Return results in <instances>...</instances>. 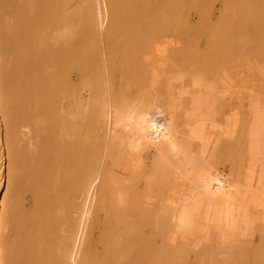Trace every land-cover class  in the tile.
I'll list each match as a JSON object with an SVG mask.
<instances>
[{
    "label": "bare ground",
    "instance_id": "obj_1",
    "mask_svg": "<svg viewBox=\"0 0 264 264\" xmlns=\"http://www.w3.org/2000/svg\"><path fill=\"white\" fill-rule=\"evenodd\" d=\"M91 1L93 0H88L87 3ZM156 1L161 2V5H159V3L157 4L158 6L161 7L160 9L158 7H155L157 6L155 5V3H157ZM207 1L208 0H206V2ZM1 2L3 3L1 4ZM8 2L9 1H7V4L10 3ZM71 2L73 1L61 0L60 2V0H54V2H51L52 4L51 3L50 4L51 6H54L53 3H56L55 4L56 6L54 7L57 8L59 3H63L64 5L65 4L67 5L70 4ZM200 2L201 0H155V1L146 0V2L143 0H125L124 4H122L123 2L120 3L122 4V6L126 5L125 6L126 8L131 7L130 9H132L131 10L132 14L131 13L130 14L131 16L134 14L133 17H135V20H137L138 25L133 23L135 26H137L136 30H134L135 29L134 26L133 29L134 32L129 29L131 32L128 31L127 33L126 30L122 28L126 34L121 33L122 36L124 34L125 35L121 37V40L119 38V41H117L121 43V45L119 46L120 48L114 46L113 44L114 42H112V40L114 39L111 40L110 38H108V36L110 35L108 36H104V34L100 35L102 33L98 35L97 32L99 31V29H97L98 31L96 30L95 32L93 31V33L91 32L92 30L86 31L88 33V35H86L85 30L88 29V28L86 29L84 28L85 25L87 24L86 21H85L86 24L85 25L82 24L81 26L77 22L79 28L84 26L83 28L85 30H83L82 28L80 29L83 30L85 33L81 31L83 35L78 34V36L73 38L71 36V39H73V41L70 44V46L68 43L66 45V43H62L60 41L61 42L60 44L62 45L64 44L67 47V48H63V46L58 43V46H60L61 50L57 49L60 52V54L59 53L57 54L58 56L61 55L60 58L56 56L57 59H55V57L52 56V54H50L51 59L52 57H54L53 60L55 59L59 63L57 64L59 65L58 69L55 68L57 70L55 74L56 83L54 85L56 98L54 96L52 100L51 97L52 94H50L51 96H48L49 91L45 92L47 94V98H44L46 96V94L44 93L45 96H43L42 99L45 101L43 102L41 101V104L39 103V105H42L43 103L42 110L47 111L48 109H50L51 110L49 111L50 113L55 112V111L52 112L54 108L56 112L57 111L59 112V110L61 109H57V107L62 108L63 106L62 102L63 101L65 102L66 99L71 101H78L79 92L84 88L85 90H88L90 92V98L85 100L86 106L85 109L82 111L84 112L83 117L76 118L75 120H71L73 117L72 118L70 117V121L67 122L64 120L65 117L64 119L59 120V126L57 128V133H56L57 136L54 139L55 147L54 149H52L55 151V152L52 151L54 155L50 152L51 153L50 155L45 156L46 159L52 158L51 163H53L52 168L54 172L53 174L55 176L53 177L55 179H51V177L49 176L50 177L49 182L51 180L52 181L54 180L51 183L53 184L55 182V185H52L51 187L48 185L50 184L49 182L48 184L46 183L48 180L46 181L42 180L43 179L42 176H44L43 173H45V171L42 173L43 175H37L38 171L36 176H33L34 174L33 175L30 174L31 178L34 177L31 180H29L30 183L34 181L38 183L37 180L41 176L42 178L39 179L40 180L39 184H41L42 181H44V186L46 184L47 186H49V189H47L48 191L47 190L46 191L47 192L50 191L51 193L53 190L54 195L53 197H51V199H49L50 198L48 196L49 193L46 194L45 196L43 193L44 189L42 190L43 187L40 188V186H37L39 184H37L36 185L38 187L37 188L32 184H30L34 188H37L35 189L36 193L40 189L42 191H39L41 192L40 194L39 192L37 193V195L36 193H34L35 195L33 194L36 198V201L33 200V203L35 201L34 203L35 206L31 202L33 205L32 207L35 208V210L33 209L35 211V212L33 211L34 213H29L27 217L25 218L23 217L24 219L23 220L22 215L24 216V214L21 215L18 212V214L21 215L20 216L21 218L17 216L20 222V223L18 222L17 224L22 225V226L18 225L19 226L18 228H20V226L22 227L21 230L22 235L20 236L19 239L17 238L16 239L18 241L19 240L22 241V245H18L21 242H18V244L16 242L17 244L16 246H18L20 251L19 249H17L18 250L17 252L19 253L18 255H16L15 258L13 255L14 253L12 254V252L11 253L8 252L9 254H12L13 257L12 255L11 258L8 257L9 262L6 261L8 262L6 264H16V262L19 263V261L21 264H100L101 261L102 264H107L103 258L107 259L108 256L107 253H110L109 250L107 251L105 250V252H102L103 254L99 258H94V259L90 258L92 257V250H91L92 241L90 240V234H89V225H90L89 220L91 218L92 212L96 211V209L91 205L92 198L91 195L89 194L92 188V184L97 185V190L99 192V195H97L95 199H101L103 202L102 205H104V200L102 197H104L105 199V205H104L105 211L117 210L118 212H122V213H127V211L131 213H139L141 217L140 222L143 223L146 222L144 217L147 215V211L148 210L150 211V206L147 203L142 204L141 205L142 207L145 206L148 207L146 210L143 211L139 210L140 205L138 204L136 205L126 204L123 207H121L120 206V204H122L120 202L121 200H119L118 202V200L115 199L114 196L113 190L115 189V187L113 186V182H117L118 185H120V187H125L124 189L125 191L132 190L133 188L136 187V183L143 174L142 166L138 161V155H139L138 151L140 144L141 145L151 144L154 145L156 148L158 147L157 148L158 155L154 161V171L156 172L157 176L155 173L154 175L156 178L165 181V178L168 176V172L172 171V169H174L175 172L180 173L183 166L186 163H188L187 151L190 146L188 145L187 139L185 138L187 135L196 138L197 145L198 147H200V152L197 153L193 158V161L196 163L194 168L199 170L198 173L196 171V175L193 176L194 179H192L189 184H185V177H184V181L178 188L179 196L178 197L176 196V199L181 200V207H182L180 209L181 213L179 214L178 223L174 226L167 224L166 218L168 215V208L165 203L164 204L162 203L159 207H157V214H156V225H158L160 229L159 235L162 238V243L156 244L155 236L152 233V242L148 243L149 245L151 244L152 246L148 248L144 243V242L147 243V240L144 239L145 237L143 236L142 238L139 234L138 231L139 227L138 228L134 227L138 223L137 222L133 225L132 230H130L129 235L126 238L128 244L130 245V248L134 249V253H132L129 258L128 256L125 257L122 261H120L117 264H186L185 259L189 252H192L195 254V256L199 257L201 256L202 252L208 250L210 251V256L208 257L209 259L208 261H212V262H218L221 261V259L233 260V261L235 259H238L237 261H234L236 262L235 264H238L242 260H249L252 258L254 261V260H262L264 258V212H262V214H260L259 217L255 218L252 216L253 211H250L248 208H245L242 212H240L237 215V217H233L234 216L232 211L233 202L231 198H228V200L225 203H223V205L222 204L215 205L211 203V199L209 198V196L203 193L205 190L206 191L213 190L208 187H202V183H205L206 179L203 175V171H201L202 167H204L205 165V160H209L212 157V155H216L217 157L223 158L224 160L230 162L233 165L234 169L237 170H239L240 167L244 166L247 163L254 162L255 163L254 169L248 168L244 171L243 175L247 177L256 173L260 168L261 169L264 168V160H261L263 157L262 149H264V82L258 81L259 78H262L260 76V73L254 72L257 74L252 75L253 73L252 69L254 68V66L256 67V65H258V63L257 64L255 63V61L257 60L254 57H251L253 55H251L250 57L254 61L250 60L251 58L245 61V57L241 65L239 61H235L237 59V56H239V58L242 59V57L245 56L244 53L246 52H243V50H238L237 49L238 47L235 48L236 45L232 44L233 42L231 38L234 37L233 36L234 34L232 35V37H230L231 30H229L230 31L229 34L225 33L226 35L218 34L217 32H215L217 34L214 33L205 34L204 36L208 35V37H206L204 48L201 49L200 47H198L197 40L202 35L201 29L203 28L204 22L206 21L205 17L207 16L205 8L200 4ZM206 2L204 6L206 5ZM92 3H93L92 5H94V1ZM249 3L250 6L251 4H253L251 2ZM254 3L256 4V2ZM3 4L4 1L0 0V6H2ZM50 4L48 3V5ZM75 4L80 5L77 3ZM82 4L83 3H81L80 6H82ZM147 4L152 5V13L150 15L151 16L150 19H147V16L144 13L146 16L145 17V19L147 20L146 21L143 17L144 16L143 11L145 10H143L142 6L145 5L147 6ZM17 5L19 4L17 3ZM48 5L42 7V9L45 8L44 10H46V7H48L47 10H50L51 6ZM256 5L255 8L257 7ZM262 5H264V3ZM32 6H34V4ZM188 6H192L195 9L199 10V12L198 10L197 12L199 13L200 18H198L199 21L195 25L189 24L188 22L187 14L185 11V9L189 10L187 9ZM75 8L76 7H74V9ZM126 8L124 9L126 10ZM114 9L116 11V8ZM147 9L149 8H146V10ZM155 9H157V11ZM70 10L71 9H69V11ZM83 10L85 11V13L86 12L88 13V10L90 9L89 7H86V10L85 9ZM39 11L40 13H42L41 10ZM55 11H57V9ZM122 11L123 10H121L120 13L123 14ZM147 11L146 13L148 14ZM254 11L252 10L251 13L252 12L254 13ZM2 12H5V10H3ZM28 12L26 13L28 14ZM110 12L114 13L113 11ZM50 13L53 14L51 10ZM63 13L66 14L65 11ZM85 13H83V15L86 16L87 13L86 14ZM249 13H250L249 11H246L245 13V16H247V18H249L248 17ZM4 14L6 15V13ZM119 14L117 16L118 18H119ZM22 15H25L24 12ZM22 15L20 13V16ZM80 15H82L81 12ZM123 15L125 17V14ZM8 16H6V18ZM17 16L16 18H18ZM20 16L19 19L21 20ZM34 16L36 18L34 17L33 19L32 16L31 20L32 19L33 20L32 22L29 21L28 24L29 23L33 24L34 20L36 22L37 16L36 15ZM50 16L51 15H49V17ZM245 16L243 17L244 19L246 18ZM25 17L23 16L24 19ZM110 17L111 16H109V18ZM82 18L83 17H81V19ZM84 18L87 20L86 17ZM243 18L242 19L240 18L242 20V21L240 20L241 22L244 21ZM38 19L40 20V18ZM53 19L55 20V18H51V20ZM131 19L129 16V20L126 19V21H130ZM39 20L37 21L39 22ZM89 20H91V22L94 21L90 13H89ZM119 20L121 22V25H123L122 20L121 19ZM16 21L18 22V20ZM41 21L43 20H40V22ZM45 21L46 20H44L43 23H45ZM124 21L125 19L123 20V23ZM126 21L124 25L127 24ZM4 22L6 25L7 24L6 21ZM80 22L82 21L80 20ZM22 23L23 22H21V24ZM52 23L54 22L52 21ZM57 23H59V21ZM71 23L73 26L74 23L73 22ZM95 23L98 22L96 21ZM115 23H117V21ZM28 24L26 25L27 27ZM108 25L109 24H107V26ZM246 25H244V27H247ZM8 26L10 25L8 24ZM66 26L67 25H65L64 27ZM92 26L95 27L93 23L90 26V28L94 30ZM31 27L27 28V30L29 29L28 30L29 33L30 30L32 29ZM36 27L40 30L41 26L40 27L36 26ZM119 27L120 26L118 25V28ZM57 28L59 27L57 26ZM118 28L116 26V29ZM127 28L128 26L126 25V29ZM69 29L71 30V28ZM74 29L75 28L72 29L74 32L78 31V29L76 30ZM103 29L104 28H102V31ZM224 29L222 30L220 29V31H223ZM54 30L57 29L55 28ZM108 30H112V29H108ZM48 31L49 30H47V32ZM213 31H215V28ZM81 32L79 31V33ZM113 32L115 33V31ZM120 32L123 31L120 29ZM95 33L98 36H95L94 35ZM2 34H4V32ZM27 34L28 33L25 34V37H27L26 36ZM61 34L63 35L64 33L61 32ZM70 35L67 34V36ZM42 37L43 36H41V38ZM114 37L115 39L117 38L116 36ZM68 38L70 39V37ZM14 39H16V41L13 42L15 43L16 47L14 46V44L13 46L14 48H16L15 51L17 52V54L15 53L16 57L15 60H13L15 62L13 63L14 68L12 67V65H10L12 67V72L10 71L11 67L9 71H7L8 69L5 70L6 68L2 67V65L0 64L1 65L0 66V96L2 97V98L0 97V223L2 222L3 215L7 214L4 213L5 212L4 207L5 206L7 207L6 205L7 203L5 204V201L7 199L6 195H8L9 189L11 188L13 189V187H16L15 185L17 186L20 185L19 183L21 181L19 179L22 178V177L20 178V175L22 176V173H24L22 172L24 170H22L18 174V168H20L18 166L22 162H24V161H20V159H23L22 157L26 156L27 154L20 157L19 146L20 144L25 143L27 149L29 151H32V153H34L35 141H39V139L36 140L37 137L35 138L32 135L34 133L32 129L39 126V124L37 126L33 125L34 126L33 127L31 124L32 119H30L31 118L30 115H33L32 112L37 108L38 109L42 108L38 106L33 111H30L32 114L31 113L28 114L30 108L31 110L33 109L32 106L31 107L29 106L30 108L28 107L29 110L27 108L30 102L29 99L27 106H26L27 102L25 100L26 98L21 99L22 101L24 100L26 104H23V102L18 103L19 100H17V103L19 105L23 104L24 106H26L27 108L26 111L28 112L24 110L25 107L23 105L21 108L19 107L16 108V104H15V108H13V102L10 101V99L12 100V98L8 97L9 101H7V98L5 100L4 95L8 96L7 93H9L7 87L9 84V80L11 79L10 72L11 75L14 76V78L20 80L18 82L20 83L18 86L21 90L23 89L22 90L23 92H25V93L20 92L21 94L25 95L26 93L30 92L33 86L32 87L30 86L29 88L28 84L32 85V83L35 82L33 83L35 88V85L38 83L37 81L35 80L33 81L32 79H30V81L31 80L33 81V82L31 81L32 83H26V81H28L30 77L32 78V76L38 72L37 70L39 68L35 70L36 67L40 66L38 64L36 65L34 60L32 61L29 60L31 57H32L31 59H33L32 55L31 57L29 56L30 58L28 57L29 59L27 58V56H25L26 54L24 55V50L27 54L28 53L31 54L30 52L34 54L33 53L35 51L34 47H33L34 50L33 49L31 50L30 48L32 46L30 45L31 41L26 43L25 41L27 40L23 39L25 40L24 41L25 44H27L26 48H24L25 46L22 44L23 41L21 40L22 43H20L18 36L15 37ZM49 40L50 39H47L48 42ZM43 41L44 40H42V42ZM42 42H39L41 43V46L43 45L42 47H40L39 45L40 49L42 48L41 50L38 48V50H40L39 52L41 51L43 52L45 51V49L47 51V48L45 46L46 44L43 42L45 44L44 45L42 44ZM47 45H49V43ZM27 46L29 47L28 49ZM52 48L51 50H53ZM54 48L56 50L55 46ZM11 49L13 48L11 47ZM49 50L48 52L45 51L46 54L47 53L49 54ZM51 50L50 53H55L54 51ZM39 52L37 53L36 50L35 54L38 55ZM53 55H56V53ZM39 56L41 57V53ZM13 57L14 56H12V58ZM2 58L3 57H1V60ZM118 58H121L119 64L117 63ZM39 59L40 58L36 59L37 63L41 62L38 61ZM41 60L43 59L41 58ZM55 60L53 61L54 63H56ZM48 61H50V59ZM253 62L256 65H254ZM263 62L261 66L264 65ZM251 64L253 65V68L251 67L252 66ZM44 65H42V67ZM257 67H259V65ZM49 73H51V71H49ZM71 73L76 74L78 81H72ZM47 74L48 73H46V75ZM187 74L188 77H186ZM46 75H44V77ZM48 75L47 77L51 78L49 77L50 75L49 76ZM191 76H194L195 79H192ZM33 77L36 78L37 76H33ZM38 79L40 80L41 78L39 77ZM186 81L188 82L191 88L189 89V93L184 94L187 97L186 98L176 97L175 95L177 91L186 84ZM21 82L23 83L21 84ZM249 82L252 83L253 85L250 86ZM21 85H28V86H21ZM23 87H26L25 91H24L25 88ZM27 88L30 90H27ZM34 88L32 90H34ZM6 90H8V92ZM14 90L11 91L14 92ZM15 91H17V88ZM18 91L20 90L18 89ZM34 91H31L33 92V95L36 94ZM31 92L29 94L32 95ZM225 92H230L228 94L230 96L229 101L222 99L215 100L216 94L219 95L220 93L223 94ZM2 93L4 94L3 96L1 95ZM251 93H253L254 95L253 98H249ZM29 94L27 95L29 96ZM24 95L22 96L24 97ZM27 95L25 97H28ZM202 95H204V97ZM214 101L216 102V104L213 103ZM221 101H223V104L220 103ZM33 103L31 104L33 105ZM66 103L68 102L66 101ZM124 113H129L130 115L128 114L124 115ZM58 114L62 115L60 112ZM64 114L65 113H63V115ZM132 115H134L135 121L134 123H132V125H127L128 123L126 121ZM50 116H53V114ZM66 117H68V115ZM187 117H190L192 119L191 124L189 125L187 123ZM35 123L36 122L33 121V124ZM24 125L25 127L31 125L32 129L31 132L30 131L28 132L29 135L26 134L27 131L23 132V134L19 131L20 129L19 127L21 126L22 128V126ZM47 126H51V125H47ZM44 128L42 131H44ZM48 128L51 129L50 127ZM123 128H126V131L130 134V137L127 138V136L121 134V130ZM44 134L45 133H43V135ZM25 135L26 136L28 135L27 139ZM21 136L23 137L25 136L24 139L23 137L21 138ZM122 137H126V139H122ZM44 138L41 139H43L44 141ZM49 138H52V136L45 139L47 140L46 141L47 145H49L48 143ZM108 139H110L108 144L111 145L110 147L104 148L103 143H106ZM127 139L129 141H127ZM184 140L186 143L184 142ZM40 143L41 144L37 143L35 145L37 148L36 149L37 153L36 152L35 153L38 154L39 152V155H37L35 158H37L38 156L39 157L42 156L40 155V151H42L44 149L43 147H45L46 145L45 141H44L45 145L42 143V141ZM48 147H50V145ZM22 151L24 152V150ZM44 151L45 150H43V152ZM173 154H178V157L175 158ZM18 160L21 162L19 163V165H18L19 162ZM25 160H27V158ZM37 161L35 160V162ZM41 161L43 160L41 159ZM49 163L50 161L48 160V164L46 165L50 166ZM21 166L23 167V165ZM32 167H34L33 164ZM25 168L28 167L25 166ZM26 170L28 169H25V171ZM49 170H46L47 171L45 174L46 179H48L47 173ZM40 172L42 171L40 170ZM34 173H36L35 170ZM151 173H152V169H151ZM236 174H238L237 177L240 176L239 173L236 172ZM50 175L52 176V174ZM35 177H37L38 179ZM145 181L146 183H148L147 185L150 186L151 184L152 186V174L149 175L145 173ZM263 182L261 180L256 179V181L252 185V188L253 189L258 188L259 183H261L259 190L261 194L251 195L250 197L246 198L247 201L254 204V200H262L264 206ZM50 187L52 188V190H50ZM30 189L32 190V188ZM196 190L197 192L194 193ZM227 190L228 189H225L226 192ZM15 191L16 190H14V192ZM46 191L45 193H47ZM33 192L34 189L32 193ZM186 193H190L191 195H186ZM12 195H14L12 197L15 198V194ZM33 195H32V199H34ZM172 195L168 196L167 199L165 200L170 201L172 199ZM41 197H43V199ZM47 197L49 200L46 199ZM20 199H22V197ZM40 199L44 201L42 202V200ZM148 199L152 203V198H148ZM14 200L12 201L14 202ZM39 201L41 203H39ZM26 209L28 212L31 210V209L28 210V208ZM8 211L9 210L7 209L6 212ZM14 212H16L15 209ZM15 215L16 214L14 213V217H16ZM118 216L119 217L117 218V220H119L120 222L123 219L122 218L123 216L122 214L121 216L118 214ZM226 217L229 220H227ZM18 218H16V221L18 220ZM21 220L23 222H21ZM105 222L106 219L103 222L104 226H105ZM14 227L17 228L15 224ZM18 228L16 230L14 229L15 231L13 230V232L18 233L19 232ZM250 229L257 230L261 235L262 237V243L260 244L261 246H259V248L253 249L252 251H246L243 248L242 249L238 248V246H240L239 241L246 236L247 232ZM2 235L3 234L0 233V264L5 263L3 262V255H4L3 239L5 238L2 239L3 237ZM14 237L16 236L14 235ZM14 237L12 239H15ZM214 241H218L220 242V244H217V246H215L213 244ZM8 243L9 242H7V244ZM225 246L229 248L228 252L224 251ZM7 250L9 251V249ZM12 250L16 251L14 247ZM151 254H152V259H149L151 257ZM148 256L150 257L146 258ZM5 259L7 260V257ZM200 264H205L204 258L200 260Z\"/></svg>",
    "mask_w": 264,
    "mask_h": 264
},
{
    "label": "rangeland",
    "instance_id": "obj_2",
    "mask_svg": "<svg viewBox=\"0 0 264 264\" xmlns=\"http://www.w3.org/2000/svg\"><path fill=\"white\" fill-rule=\"evenodd\" d=\"M4 1V4L2 5V6H0V14H2V15H0V39H1V41H0V52L2 53V55H1V53H0V60H1V57H3L2 58V60L0 61V64L2 65V67H5L6 69L5 70H7V71H9V69H10V65H12V67H13V63H15L13 60H15V55L17 54V52L15 51L16 50V48H14V46H15V43H13V42H15L16 41V39H14L15 37H19V41H20V43H22V41H23V45L25 46H23L24 48H26V45L27 44H25V42L27 43V42H30V45H32L30 48H31V50L33 49V47H34V49H35V51L37 50V53L42 49H40V47H42L41 46V43H39V42H42V40H44L43 42L46 44H44L43 42H42V44H44L45 46H46V48H47V51H46V49H45V51L46 52H48V50L50 49L51 50V48L53 49V50H51V51H54L55 53H56V55H53V54H55V53H50V50H49V54L47 53L46 54V52L45 51H43L44 52V54H43V52L41 51V52H39V54L37 55V54H35V51L33 52L34 54H32V52H30L31 54H27L26 52H25V50H24V55L25 56H27V58L30 56L31 57V55L33 56V59H31L30 57V61H32V60H34V62L36 63V65L38 64V65H40V66H38V67H36V69L35 70H37L38 68V75H37V73L36 74H34L33 76H37L38 78L40 77L41 79L39 80L37 77L35 78V77H33L32 76V78L30 77L29 79H28V81H26V83H32L34 80L35 81H37L38 83V86H37V84L35 85V88H34V84L33 83H35V82H33L32 83V85H30V84H28V85H21V86H28L29 88H30V86L32 87L31 88V90L30 89H28L27 88V90H30V92L31 91H34V90H36V91H34L36 94H38V95H36L35 93V95H33V92H31L32 93V95L31 94H29L30 92H28V93H26L25 95L24 94H21L23 91V89L21 90L20 88H19V84L20 83H18L20 80H17L16 78H14V76H12L11 75V72H12V67H11V69H10V80H9V84H10V86H9V84H8V90H9V93H7V95L8 96H6V95H4L3 93L1 94L2 96L4 95V97H5V100H6V98H7V101H9L8 99L9 98H12V100L10 99V101H12L13 102V108H15V104H16V108L17 107H19V108H21L22 107V105L23 104H26V102H27V104H26V106L28 105V99L30 100V102H29V105L27 106V108L30 106H32V110H31V108H30V110H29V108H28V110H29V112L28 111H26V106H24L25 107V111L26 112H28V114L29 113H31L30 111H33L35 108H37L38 106L39 107H42V105H43V103H42V105H39V103L41 104V101L43 102V101H45V100H43L42 98H43V96H45V92H48L49 91V94H48V96H51L50 94H52V100H53V97L56 95V93H55V91H54V85H55V83H56V76H55V74H56V69H58V66L59 65H57V64H59L58 62H57V60H55V59H57L56 58V56H58V54L57 53H59L60 54V52L58 51L59 49H60V46H58V43L60 44L61 42L62 43H66V45H67V43L69 44V46H70V44L72 43V41H73V39H71V36H72V38L73 37H76V36H78V34H80V35H83V33H85L86 31H90V30H92L91 32L93 33V31L95 32V30L96 31H98L97 29H99V31L97 32L98 33V35L100 34V33H102V34H100V35H103L104 34V36H108V35H110V36H108V38H110L111 40L112 39H114V40H116V41H114V40H112V42H114L113 44H114V46L116 47H118V48H120L119 46L121 45V43H119V42H117V41H119V38H120V40H121V37H123L126 33L124 32V30H126V32L128 33V31H130V30H132L133 32H134V30H136L137 29V26H135L134 24H137V20H135V17H133L134 16V14L131 16V14H132V12H131V10L132 9H130L131 7H125L124 5V8H126V10L123 8V6H122V4H124L125 3V0H93L94 1V5H92L93 3V1H91V2H89V3H87L88 2V0H72L73 2H71L70 4H63V3H59V5H58V7L56 8V7H54V6H56L55 4L56 3H53V5L54 6H51V2H54V0H3ZM7 1H9L8 3L9 4H7ZM17 1V2H16ZM22 1V2H21ZM43 1V2H42ZM46 1V2H45ZM47 1H49V2H47ZM75 1V2H74ZM104 1H106V2H104ZM114 1V2H113ZM118 1H119V3L120 2H123L122 4L120 3H118ZM143 1H145L146 2V0H143ZM155 1V0H154ZM246 1H248V2H246ZM6 2V3H5ZM27 2H28V4H27ZM33 2H35V3H37V4H35V3H33ZM60 2H61V0H60ZM84 2H86V3H84ZM111 2H113V3H111ZM157 3H155V5H157L158 3H159V5H161V2H158V1H156ZM205 2H206V0H201V2H200V4L205 8V11H206V14H207V16L205 17V19H206V21L204 22V25H203V28L201 29V33H202V35L198 38V40H197V43H198V47H200L201 49L202 48H204V46H205V41H206V37H208V35L207 36H204L205 34H208V33H210V34H222V35H226L227 33L229 34L230 33V31L229 30H231V33H230V37H232V35L234 36V37H232L231 39H232V44H235L236 46H235V48H237L238 50H243V52H246V53H244V55L245 56H243L242 57V59L241 58H239V56H237V59L235 60V61H239L240 62V65H241V63H242V61H243V59H244V57H245V61H247L248 59H250L251 57H254L257 61H255V63L257 64L258 63V65H259V67H257L258 65H256L254 62V65H256V67L254 66V68H253V65L251 66L252 68V75L253 74H257V73H254V72H258V73H260V76L262 77V78H259V80L258 81H260V82H264V68H263V66H261L262 65V62L264 61V5H262L263 3H264V0H255V1H253V0H208L207 2H208V4H207V2H206V5L204 6V4H205ZM249 2H251V3H253V4H251V6H253V7H251L250 6V3ZM254 2H256V4L254 3ZM3 2H1V4H2ZM15 3V4H14ZM17 3L19 4V5H17ZM24 3V4H23ZM30 3V4H29ZM48 3L50 4V5H48ZM75 3H77V4H80L81 5V3H83L82 4V6H80V5H76ZM96 3V4H95ZM111 3V4H110ZM115 3H116V5H115ZM261 3V4H260ZM34 4V6H32ZM61 4V5H60ZM85 4V5H84ZM90 5V6H88V5ZM102 4V5H101ZM104 4V5H103ZM107 4H108V6H107ZM112 6H110V5ZM115 6H114V5ZM119 4V5H118ZM210 4V5H209ZM247 4V5H246ZM257 6L256 8H255V5ZM4 5H5V7H4ZM7 5V6H6ZM15 5V6H14ZM23 7H21V6ZM35 5H37V6H35ZM46 5H48V6H51V9H50V7H49V9L53 12V14L52 13H50V10H47L48 9V7H46V10H44L45 8H43L42 9V7H45ZM70 5H72V6H70ZM92 5V6H91ZM244 5V6H243ZM8 6H10V7H8ZM31 6V7H30ZM41 6V7H40ZM67 6V7H66ZM103 6H104V9H103ZM106 6V7H105ZM119 6V7H118ZM247 6V7H246ZM250 6V7H249ZM3 7V8H2ZM7 7V8H6ZM19 7H20V10H19ZM29 7H30V9H29ZM34 7V8H33ZM35 7H36V9H35ZM66 9H65V8ZM74 7H76L75 9H74ZM78 7V8H77ZM83 7V8H82ZM86 7H89V9L90 10H88V13L86 14L85 13V11L83 10V9H85L86 10ZM91 7V8H90ZM97 7V8H96ZM99 7V8H98ZM102 7V8H101ZM155 7H158L159 9L161 8L160 6H155ZM208 7V8H207ZM246 7V8H245ZM249 7V8H248ZM260 7V8H259ZM14 8H16V9H14ZM26 8V9H25ZM28 8V9H27ZM39 8V9H38ZM114 8H116V11H115V9ZM123 8V9H122ZM142 8H143V10H145V11H143V17H144V19H145V17L147 16V19H150L151 18V13H152V5H148L147 4V6L145 5V6H142ZM145 8V9H144ZM146 8H149V9H147L146 10ZM226 8V9H225ZM255 8V9H254ZM7 9V10H6ZM22 9H25V10H22ZM33 9H35V10H33ZM57 9V11H55ZM59 9V10H58ZM62 11H61V10ZM68 9V10H67ZM69 9H73L72 11L70 10L69 11ZM77 9V10H76ZM81 9V10H80ZM88 9V8H87ZM99 9V10H98ZM112 9V10H111ZM187 9H189V10H186L185 9V11H186V14H187V18H188V22H189V24H193V25H195V24H197L198 23V21H199V19L198 18H200L199 17V10L198 9H195L194 7H192V6H188V8ZM209 9V10H208ZM243 9V10H242ZM244 9H245V12H244ZM246 9H248V10H246ZM3 10H5V12H2ZM9 10V11H8ZM12 10H13V12H12ZM29 12H28V11ZM33 10V11H32ZM39 10H41V12L42 13H44V14H42V13H40V11ZM98 10V11H97ZM108 10V11H107ZM121 10H123L122 12H123V14H125V17H124V15L122 14V13H120L121 12ZM156 11H157V9H155ZM197 10H198V12H197ZM235 10V11H234ZM254 11V13L252 12L251 13V11ZM47 11H49V12H47ZM66 12V14L65 13H63V12ZM75 13H74V12ZM102 13H101V12ZM110 11H113L114 13H116V14H114V13H112V12H110ZM126 11H128V12H126ZM146 11L148 12V14L146 13ZM149 11H150V13H149ZM209 11V12H208ZM238 11V12H237ZM241 11H243V12H241ZM246 11H249L250 13L248 14V17L249 18H247V16H245V13H246ZM23 12H24V14L25 15H22L23 14ZM26 12H28V14L26 13ZM33 12H35V13H33ZM39 12V13H38ZM58 12V13H57ZM61 12V13H60ZM79 14H78V13ZM80 12H81V14L82 15H80ZM97 12H99V13H97ZM241 14H240V13ZM4 13H6V15L4 14ZM9 13H10V15H9ZM20 13H21V15L22 16H20ZM47 13V14H46ZM55 13H56V15H55ZM75 15H74V14ZM83 13H85L86 14V16L85 15H83ZM89 13L92 15V17H93V19H94V21L96 22H98V23H95L94 21H92L91 22V20H89ZM120 13V14H119ZM131 13V14H130ZM146 14V16H145V14ZM41 14V15H40ZM74 16H73V15ZM76 14H78V15H76ZM112 14H114V15H112ZM118 14H119V18L117 17L118 16ZM253 14V15H252ZM9 15V16H8ZM18 17V18H16V16ZM34 15H36L37 16V20H39L38 18H40V20H43V21H41L40 22V20H39V22L36 20V22H35V20L33 21V24L32 23H29L28 24V22L30 21V22H32V20L34 19ZM42 15H44V16H42ZM49 15H51L50 17L51 18H55V20L53 19V20H51V18L49 17ZM61 15V16H60ZM80 15V16H79ZM88 15V16H87ZM120 15H121V18H120ZM127 15H128V17H127ZM237 15V16H236ZM6 16H8L7 18H6ZM11 16V17H10ZM13 16V17H12ZM19 16H20V18H21V20L19 19ZM23 16L25 17V19L23 18ZM28 16V17H27ZM30 16V17H29ZM33 16V17H32ZM54 16V17H53ZM66 16V17H65ZM95 16V17H94ZM109 16H111L110 18H109ZM129 16H130V19H131V17H132V19L130 20V21H126V19L127 20H129ZM236 18H235V17ZM246 17L245 19H246V21H245V19L243 18V17ZM250 16H251V18H250ZM31 17L33 18L32 20H31ZM43 17H44V19H43ZM58 17V18H57ZM64 17V18H63ZM81 17H83L82 19H81ZM84 17H86L87 18V20L84 18ZM98 17V18H97ZM103 17V18H102ZM106 17V18H105ZM115 17V18H114ZM122 17H123V19H122ZM7 20H6V19ZM36 18V17H35ZM48 18V19H47ZM80 18V19H79ZM243 18L244 19V21L243 22H241L242 20L241 19ZM3 19V20H2ZM5 19V20H4ZM18 20V22L16 21V20ZM23 19V20H22ZM28 19H30V20H28ZM59 19V20H58ZM79 19V20H78ZM83 19H85V20H83ZM102 19H103V22H102ZM110 19V20H109ZM117 19V20H116ZM119 19H121L122 20V24L123 25H121V22H120V20ZM125 19V21H126V23L127 24H125L124 25V23H125V21H124V23H123V20ZM136 19H138V18H136ZM11 20V21H10ZM23 22L22 24H21V22ZM28 20V21H27ZM44 20H46L45 21V23H43L44 22ZM80 20L82 21V22H80ZM135 20V21H134ZM146 20V19H145ZM222 20V21H221ZM241 20V21H240ZM4 21H6V25H5V22ZM25 21V22H24ZM27 21V22H26ZM52 21L54 22V23H52ZM59 21V23H57ZM87 22V24H86V22ZM105 21V22H104ZM109 21H112V22H109ZM117 21V23H115ZM120 23H119V22ZM132 21V22H131ZM147 21V20H146ZM149 21V20H148ZM249 21V22H248ZM4 22V23H3ZM17 24H16V23ZM65 22V23H64ZM71 22H73L74 24H73V26H72V23ZM77 22L80 24V26L82 25V24H86L85 25V27L84 26H82V27H80V28H82L83 30H85L86 28H88L87 30H85V32L83 31V30H81L80 28H79V25L77 24ZM128 22H130V23H128ZM20 23V24H19ZM36 23V24H35ZM39 23H40V26H39ZM90 23H91V25H92V23H93V25L95 26V27H93L94 28V30L93 29H91L90 28ZM119 23V24H118ZM134 23V24H133ZM243 23V24H242ZM245 23V24H244ZM8 24L10 25V26H8ZM24 24V25H23ZM28 24V27H31V25H32V29L30 30V33H29V29L27 30V25ZM31 24V25H30ZM34 24H35V26H34ZM38 24V25H37ZM58 24V25H57ZM97 24V25H96ZM101 24V25H100ZM107 24H109L108 26H107ZM121 27V26H124V27H119L123 32H120V29L118 28V25ZM208 24V25H207ZM247 24V25H246ZM2 25V26H1ZM16 25H18V26H16ZM47 25V26H46ZM59 27V28H57V26ZM65 25H67L66 27H64ZM87 25H89V26H87ZM104 25V26H103ZM126 25L128 26V28L126 29ZM138 25V24H137ZM218 27H217V26ZM228 25V26H227ZM241 25V26H240ZM244 25H246L247 27H244ZM8 26V27H7ZM22 26H24V27H22ZM36 26H38V27H40V30L36 27ZM52 26V27H51ZM56 26V27H55ZM72 26V27H71ZM75 26V27H74ZM78 26V27H77ZM96 26H98V27H96ZM103 26V27H102ZM116 26H117V28L118 29H116ZM134 26H135V29H134ZM216 26V27H215ZM240 26V27H239ZM243 26V27H242ZM1 27H3V28H1ZM16 27V28H15ZM46 27V28H45ZM48 27V28H47ZM57 29V30H54L55 28ZM85 29H84V28ZM110 27V28H109ZM112 27V28H111ZM133 27V28H132ZM212 27V28H211ZM229 27V28H228ZM238 27V28H237ZM4 28H6V29H4ZM9 28V29H8ZM10 28H12V29H10ZM15 28V29H14ZM23 28V29H22ZM35 30H34V29ZM37 28V29H36ZM44 28H45V30H44ZM64 28V29H63ZM67 28V29H66ZM69 28H71V30L69 29ZM73 28H75L74 30H76V29H78V31L75 33L72 29ZM102 28H104L103 29V31H102ZM112 29V30H108V29ZM124 30H123V29ZM132 28V29H131ZM214 28H215V31H213L214 30ZM224 28H226V29H224ZM4 31H3V30ZM21 29H22V31H21ZM51 29V30H50ZM64 31H62V30ZM130 29V30H129ZM134 29V30H133ZM220 29L222 30V29H224L223 31H220ZM233 29V30H232ZM9 30V31H8ZM10 30H11V32H10ZM16 30V31H15ZM19 30V31H18ZM23 30H24V33H23ZM36 30H37V32H36ZM39 30V31H38ZM47 30H49L48 32H47ZM53 30V31H52ZM60 32H59V31ZM2 31V32H1ZM15 31V32H14ZM25 31H27V32H25ZM42 31V32H41ZM46 31V32H45ZM67 33H66V32ZM79 31L82 33H79ZM109 31V32H108ZM113 31H115V33L112 32ZM118 31H119V33H118ZM4 32V34H2ZM11 34H10V33ZM35 32V33H34ZM39 32V33H38ZM61 32L62 33H64L63 35L61 34ZM68 32H71V33H68ZM105 32H106V34H105ZM131 32V31H130ZM215 32H217V33H215ZM7 33V34H6ZM14 35H13V34ZM18 35H17V34ZM20 33V34H19ZM26 33H28L26 36L27 37H25V34ZM42 33V34H41ZM44 33V34H43ZM47 33V34H46ZM75 33V34H74ZM117 33V34H116ZM123 33H125L123 36H122V34ZM226 33V34H225ZM2 34V35H1ZM8 34H10V35H8ZM16 34V35H15ZM46 34V35H45ZM60 34V35H59ZM67 34L68 35H70V36H67ZM73 34V35H72ZM86 35H88V33L86 32L85 33ZM7 35V36H6ZM32 35H34V36H31ZM38 35V36H37ZM48 35V36H47ZM63 37H62V36ZM64 35H65V38H64ZM95 36H98L96 33L94 34ZM118 35H119V37H118ZM39 36H40V39H39ZM41 36H43L42 38H41ZM59 36H61V37H59ZM67 36V37H66ZM114 36H116L117 38L115 39V37ZM31 37V38H30ZM37 37V38H36ZM53 37V38H52ZM58 37V38H57ZM68 37H70V39L68 38ZM113 37V38H112ZM13 38V39H12ZM21 38V39H20ZM31 40H30V39ZM45 38V39H44ZM56 38V39H55ZM23 39H25V40H27V41H25V40H23ZM35 41H34V40ZM38 39V40H37ZM47 39H50L49 40V42L47 41ZM66 39V40H65ZM13 40V41H12ZM18 40V39H17ZM22 40V41H21ZM32 40H33V42H32ZM40 40V41H39ZM25 41V42H24ZM51 41V42H50ZM61 41V42H60ZM71 41V42H70ZM46 42H48L49 43V45H47L48 43H46ZM10 43V44H9ZM12 43V44H11ZM32 43V44H31ZM39 43V44H38ZM13 44H14V46H13ZM29 44V43H28ZM38 44V45H37ZM29 45V46H30ZM39 45H40V47H39ZM57 45V46H56ZM60 45H62V44H60ZM66 45H62L63 46V48H67L66 47ZM36 46V47H35ZM52 46V47H51ZM54 46L56 47V50H55V48H54ZM108 46V45H107ZM242 46V47H241ZM11 47L13 48V49H11ZM16 47V46H15ZM51 47V48H50ZM257 47V48H256ZM29 47L27 46V49H28ZM37 48V49H36ZM38 48L40 49V50H38ZM256 48V49H255ZM9 49H11V50H9ZM33 49V50H34ZM43 49H44V47H43ZM58 49V50H57ZM260 49V50H259ZM2 50H4V51H2ZM13 50V51H12ZM61 50V49H60ZM15 51V52H14ZM58 51V52H57ZM257 51V52H256ZM27 52H28V50H27ZM255 52V53H254ZM5 55H4V54ZM12 53V54H11ZM16 53V54H15ZM40 53H41V57L39 56L40 55ZM257 53V54H256ZM43 54V55H42ZM50 54H52V56H54L55 57V62L56 63H54L53 61V58L54 57H52V59H51V55ZM246 54H247V56H246ZM37 55V56H36ZM44 55H45V57H44ZM251 55H253V56H251ZM12 56H14L13 58H12ZM34 56H35V58H34ZM39 56V57H38ZM50 56V57H49ZM60 56L61 55H59L58 57L60 58ZM251 56V57H250ZM37 57V58H36ZM46 57H49V58H46ZM261 57V58H260ZM9 58V59H8ZM38 58H40L38 61H41V62H36L37 60L36 59H38ZM41 58L43 59V60H45V61H43V60H41ZM45 58V59H44ZM65 58H66V56H65ZM260 58V59H259ZM46 59H50V61H48V60H46ZM3 60H5V61H3ZM53 60V61H52ZM120 60H121V58H118L117 59V63L119 64L120 63ZM250 60H252V58L250 59ZM263 60V61H262ZM11 61H13V62H11ZM43 61V62H42ZM59 61V60H58ZM252 61H254V60H252ZM252 61H249V62H252ZM262 61V62H261ZM2 62V63H1ZM47 62H48V64H47ZM67 62V61H66ZM259 62H261V63H259ZM5 65H4V64ZM43 63V64H42ZM68 63V62H67ZM264 63V62H263ZM45 64V65H44ZM0 65V66H1ZM4 65V66H3ZM42 65H44L43 67H42ZM46 66V67H45ZM50 68H49V67ZM261 66V67H260ZM42 67V68H41ZM241 67V66H240ZM14 68V67H13ZM42 69V71H41V69ZM44 68V69H43ZM46 68V69H45ZM56 68V69H55ZM261 68V69H260ZM3 69V68H2ZM1 69V70H2ZM256 69V70H255ZM263 69V70H262ZM34 70V71H35ZM255 70V71H254ZM258 70V71H257ZM260 70V71H259ZM42 73H41V72ZM49 71H51V73H49ZM40 73V74H39ZM46 73H48L47 75L49 76V77H51V78H48L47 77V75H46ZM263 73V74H262ZM43 74V75H42ZM44 75H46L45 77H44ZM259 75V74H258ZM13 78H12V77ZM53 76H55V77H53ZM195 76V75H194ZM194 76H191V78L192 79H195L194 78ZM16 77V76H15ZM47 77V78H46ZM186 77H188V74H187V76ZM13 79H16V80H13ZM30 79H32L31 81H30ZM71 79H72V81H78V78H77V76H76V74L75 73H71ZM13 80V81H12ZM39 80V81H38ZM55 81V82H54ZM17 82V83H16ZM23 82H21V84H22ZM25 83V82H24ZM25 83V84H26ZM11 84H12V86H11ZM249 84H250V86H252L253 84L252 83H250L249 82ZM14 85H15V88H14ZM42 88V90H41V88ZM45 86V87H44ZM11 87H13V88H11ZM52 87V88H51ZM16 88H17V91H18V89L20 90V91H15L16 90ZM23 88H25L24 89V91L26 90V87H23ZM34 88V90H32ZM37 88H38V90H37ZM40 88V89H39ZM44 88H45V91H44ZM15 89V90H14ZM48 89V90H47ZM189 89H191L190 88V86H189V84H188V82L186 81V84L181 88V89H179L178 91H177V93H176V97H187L186 95H184L185 93H189ZM8 90H6L7 92H8ZM11 90H14V92L13 91H11ZM39 91V92H38ZM54 91V92H53ZM11 92V93H10ZM17 92V93H16ZM21 92V93H20ZM27 92V91H26ZM260 92V91H259ZM23 93H25V92H23ZM42 95H41V94ZM45 93V94H44ZM230 92H225V93H223V94H216V97H215V100L216 99H222V100H226V101H229V98H230V96L228 95ZM254 93V92H253ZM253 93H251L250 94V96H249V98H253L254 97V95H253ZM10 94H12V95H10ZM18 94V95H17ZM27 94H29V96L27 95ZM17 96V98H16V96ZM20 95V96H19ZM22 95H24V97L22 96ZM28 96V97H25V96ZM12 96V97H11ZM37 96H38V98H37ZM203 97H204V95H202ZM231 96H232V94H231ZM1 97V96H0ZM3 97V98H4ZM9 97V98H8ZM18 97H19V99H18ZM31 97V98H30ZM36 97V98H35ZM2 98V97H1ZM22 98H26L25 100H26V102H24V100L22 101L21 99ZM44 98H47V94H46V96L44 97ZM50 98V97H49ZM55 98H56V96H55ZM90 98V92L88 91V90H85V88L84 89H82L80 92H79V95H78V101H71V100H67L66 99V101L68 102V103H66V101L64 102H62L63 103V106H62V108L61 107H57V109H61V110H59V112L62 114V115H60V114H58L59 112L57 111L56 112V110H55V108L52 110V112L53 111H55L54 113H50L49 111H51L50 109H48L47 111H45V110H42L43 109V107L40 109V111H39V109L37 108L36 110H34L32 113H33V115H30V119H32V121H31V124H32V126L33 125H35V126H37L38 124H39V126H37L36 128H34V129H32L31 128V125H29V126H26L25 127V125L24 126H22V128H21V126L19 127L20 129H22V130H20L19 129V131L23 134V132H26L27 131V133L26 134H28V132L30 131L31 132V129H32V131L34 132L32 135H33V137H37L36 138V140H38L39 139V141L41 140L42 141V143L45 145V143H46V141L47 140H45V139H47L48 137H51L52 136V138H49L48 139V143H49V145H50V147H52V148H50V147H48L49 145H47V143H46V145H45V147H43L44 149L43 150H45L44 152H43V150L42 151H40V155H42V156H38L37 158H39V159H37V158H35L37 155H39V152H38V154H36L37 153V151H36V144L37 143H39V144H41L39 141H35V138H34V141H35V145H34V147H35V149H34V151L36 152H34V153H32V151H29L28 149H27V147H26V145H25V143H22V144H20V146H19V154H20V157H22V156H24V155H26V156H28V157H26V156H24V157H22L23 159H20V161H24V162H20L19 160V162H18V165H19V163H21L18 167H20V168H18V174H19V172H21L22 170H24V171H22V172H24V173H22V176L20 175V178L21 179H19L21 182L19 183L20 185H15L16 187H17V189H16V187H13V189L11 188V189H9V192H8V195H6V201H5V204L7 205V207L5 206L4 207V213H7V214H4L3 215V219H2V222L0 223V230H1V234H3L2 236V239L3 238H5V239H3V244H4V250H3V254L5 255V258L7 257V260L4 258V255H3V262H5L4 264H6V263H8L9 262V258H11V255L13 254L14 255V258L16 257V255H18V253L19 252H17L18 250L17 249H19L18 248V246H16L17 244H18V242H21L20 244H18V245H22V241H18L17 239H19L20 238V236L22 235V232H21V230H22V225L21 224H17L18 222H19V218L17 217V216H21L22 214H24V216L22 215V219H23V217L25 218V217H27L28 215H29V213H34L35 211V208L34 207H32L33 205H34V203H35V201H36V198H35V194L34 193H36V190L35 189H37L38 187L37 186H40V188L41 187H43L42 188V190L44 191L43 193H44V195L46 196V194H48L49 193V199H51V197H53V195H54V192H53V190H52V185H55V182L52 184L51 182H53L52 180L49 182V180H50V177H51V179H55L54 177V172H53V163H51V161H52V158H49V159H46V155H50L51 153H52V151L53 152H55L54 150H52V149H54V139H55V137L57 136V128H58V126H59V120L60 119H64V117H65V121L67 122V121H70V117L72 118L71 120H75L76 118H79V117H83L84 116V112H82L84 109H85V106H86V104H85V100H87V99H89ZM207 99H209V98H207ZM3 100V99H2ZM14 100H15V103H14ZM17 100H19L18 101V103H22L23 102V104H18L17 103ZM21 100V101H20ZM32 100H33V102H35V103H33L32 102ZM11 102V103H12ZM31 103H33V105L31 104ZM210 103V102H209ZM213 103H215L216 104V102L214 101ZM221 104H223V101H221L220 102ZM35 104V105H34ZM36 104H38V105H36ZM67 104V105H66ZM18 105V106H17ZM68 106V107H67ZM64 108H67L68 109V111H67V109H64ZM70 109V110H69ZM71 111V112H70ZM35 112V113H34ZM36 112H38V113H36ZM65 113L64 115H63V113ZM31 113V114H32ZM41 113H43V114H41ZM66 113H67V115H68V117H66L67 115H66ZM48 114H50V115H52L53 114V116H50V115H48ZM79 114V115H78ZM81 114V115H80ZM125 114H128V115H130L129 113H124V115ZM45 115V116H44ZM40 116V117H39ZM48 118H49V120H48ZM68 118V119H67ZM191 118L190 117H187V123H188V125L189 124H191ZM33 121L34 122H36L35 124H33ZM51 121V122H50ZM54 121V122H53ZM57 121V122H56ZM134 121H135V117H134V115H132L126 122L128 123L127 125H132V123H134ZM46 122V123H45ZM53 122V123H52ZM44 123V124H43ZM56 123H57V125H56ZM47 125H51V126H47ZM56 125V126H55ZM69 125V124H68ZM187 125V126H188ZM54 128H53V127ZM30 127V128H29ZM34 127V126H33ZM42 128V129H40V128ZM45 127V128H44ZM48 127H50L51 129H49ZM131 127V126H130ZM27 128V129H26ZM28 128H29V130H28ZM43 128H44V131H42L43 130ZM38 129H39V131H38ZM45 129H46V131H45ZM49 132H48V131ZM53 130V131H52ZM45 133L44 135H43V133ZM47 132V133H46ZM40 133H41V135H40ZM51 134V135H50ZM121 134L122 135H124V136H127V138L128 137H130V134L126 131V128H123L122 130H121ZM29 135V134H28ZM28 135L26 136V139L28 138ZM30 135H31V133H30ZM45 137H43V136ZM24 136V137H25ZM42 136V137H41ZM23 136H21V138H22ZM24 137H23V139H24ZM44 138V141H45V143H44V141H43V139H41V138ZM186 139H187V143H188V145L190 146L189 147V149H188V159H187V162L188 163H186L184 166H183V168H182V170L180 171V173H177V172H175V170L174 169H172V171H169L168 172V176L165 178V181L164 180H161V179H158V178H156L155 177V175H154V173L156 174V172L154 171V161H155V158L157 157V155H158V150H157V148L154 146V145H151V144H148V145H141L140 144V147H139V155H138V161H139V163L141 164V166H142V171H143V174H142V176L139 178V180H138V182L136 183V187L135 188H133L132 190H124L125 189V187H120V185H118V183L117 182H113V186L115 187V189L113 190V192H114V196H115V199H117L118 200V202H119V200H121L120 202L122 203V204H120V206L121 207H123L124 205H126V204H134V205H136V204H138V205H140L139 206V210L140 211H143V210H146L148 207H142L141 205L142 204H144V203H147L149 206H150V211L148 210L147 211V215L144 217V219L146 220V222H140V214L139 213H131V212H128L127 211V213H122V212H118L117 210L115 211H105V208H104V205H105V199H104V197H102L103 198V200H104V205H102L103 204V202H102V200L101 199H95L96 197H97V195H99V192H98V190H97V185H95V184H92V188H91V191L89 192V194L91 195V198H92V202H91V205H92V207H94L95 209H96V211H94V212H92V215H91V218H90V220H89V234H90V240L92 241V243H91V250H92V257H90V258H92V259H94V258H99V257H101V255L103 254L102 252H105V250L107 251V250H109V252L110 253H107V259L106 258H103L104 260H105V262L107 263V264H111V263H114V264H117V263H119L120 261H122L125 257H127L128 256V258L131 256V254L132 253H134V249H131L130 248V245L128 244V242H127V240H126V238H127V236L129 235V232H130V230H132V228H133V225L135 224V223H137L134 227H139V234H140V236L142 237H145L144 239H146L147 240V243L146 242H144L145 243V245L149 248L150 246H152L151 244L149 245L148 243H151L152 242V233H153V235L155 236V242H156V244H161L162 243V238L160 237V235H159V233H160V229H159V227H158V225H156V214H157V207H159L162 203L164 204H166L167 205V208H168V215H167V218H166V220H167V224H169V225H176L177 223H178V221H179V214L181 213V211H180V209L182 208L181 207V200L180 199H176V196L178 197L179 196V193H178V188L180 187V185L182 184V182L184 181V177H185V184H189L190 183V181L192 180V179H194L193 178V176H195L196 175V171H197V173H198V170L199 169H196V168H194L195 167V165H196V163L193 161V158H194V156L197 154V153H199L200 152V147H198V145H197V139L196 138H194V137H192V136H186L185 137ZM122 139H126V137H122ZM24 141V140H23ZM109 141H110V139H108V141H106V143H103L104 144V148H107V147H110V145L111 144H108L109 143ZM127 141H129L128 139H127ZM37 142V143H36ZM51 142V143H50ZM53 142V143H52ZM184 142H185V140H184ZM186 143V142H185ZM42 144V145H43ZM48 147V148H47ZM24 150V152L22 151V150ZM51 150V151H50ZM171 151V150H170ZM170 151H169V153H170ZM21 152H23V153H21ZM28 152V153H27ZM51 152V153H50ZM43 153H46V154H43ZM35 156H34V155ZM53 155H54V153H52ZM262 154H263V157H262V159L261 160H264V149H262ZM52 155V156H53ZM51 156V157H52ZM173 156H175V158L176 157H178V154H173ZM27 158V160H25ZM32 158H34V159H32ZM43 160V161H41V159ZM44 158V159H43ZM35 160L37 161H39V163H38V161L37 162H35ZM48 160L50 161V166H51V168H50V166H47L46 164H48ZM33 162V163H32ZM44 163V164H42V163ZM25 163V164H24ZM28 163V164H27ZM38 165H37V164ZM211 163V164H210ZM27 164V165H26ZM32 164H33V166L34 167H32ZM35 164V165H34ZM21 165H23V167L21 166ZM44 165V166H43ZM46 165V166H45ZM25 166L26 167H28V168H25ZM41 168H40V167ZM21 167H22V169H21ZM44 167V168H43ZM47 167V168H46ZM23 168H25V169H28V170H26L25 171V169H23ZM36 168V169H35ZM38 168V169H37ZM43 168V169H42ZM248 168H252V169H254L255 168V163L254 162H250V163H247V164H245L244 166H242V167H240V169L239 170H237V169H234V167H233V165L230 163V162H228V161H226V160H224L223 158H220V157H217L216 155H212V157L209 159V160H205V165H204V167H202V170L201 171H203V175H204V177H205V183H202V187H208V188H210V189H213V190H210V191H204L203 193L204 194H207L208 196H209V198L211 199V203H213V204H215V205H223V203H225L227 200H228V198H231V200H232V202H233V208H232V211H233V214H234V216L233 217H237V215L240 213V212H242L245 208H248L250 211H253V214H252V216L253 217H255V218H257V217H259V215L260 214H262V212H264V206H263V203H262V200H254V204L253 203H251V202H249V201H247L246 200V198L247 197H250L251 195H260L261 193L259 192V190H260V185H261V183H259V187L258 188H256V189H253L252 188V185H253V183L256 181V179L257 180H261L262 182L264 181V168H260L256 173H254V174H252V175H250V176H244L243 174H244V171L246 170V169H248ZM29 169H31V170H29ZM49 170L48 171V179H46V177H45V174H46V170ZM151 169H152V173H151ZM32 170H33V172H32ZM34 170H35V172L36 173H34ZM40 170L42 171V172H40ZM37 171H38V174H37ZM45 171V173H43ZM236 172L237 173H239V177H237L238 176V174H236ZM26 173V174H25ZM29 175H28V174ZM44 174V176H42L43 177V179L42 180H44V181H46V180H48L46 183L48 184V182L51 184H48L49 186H51L50 187V190H52V196H51V193H50V191L49 192H47L48 190L47 189H49V186H47V184L44 186V181H42V183L41 184H39V182H40V180L39 179H41L42 177L40 176L39 177V179L37 178V177H35V178H37L36 180H37V182L38 183H36L35 181L34 182H32V183H30V181L29 180H31L32 178H34V177H32L31 178V175H33V176H36V174L37 175H43ZM145 173L146 174H149V175H151L152 174V186H151V184H150V186L149 185H147L148 183H146V181H145ZM17 174V175H18ZM21 174V173H20ZM31 174V175H30ZM50 174H52V176L50 175ZM24 175V176H23ZM246 175V174H245ZM19 176V175H18ZM29 176V177H28ZM50 176V177H49ZM54 176V177H53ZM156 176H157V174H156ZM180 176H181V178H180ZM27 177V178H26ZM45 177V178H44ZM53 177V178H52ZM29 178V179H28ZM24 179V180H23ZM28 179V180H27ZM26 180H27V182H29V183H27L26 182ZM24 181V182H23ZM23 182V183H22ZM26 183V184H25ZM231 183H234V184H231ZM264 183V182H263ZM21 184H22V186H21ZM30 184H32L33 186H35V187H37V188H34L33 186H31ZM37 184H39V185H37ZM37 185V186H36ZM25 186V187H24ZM29 187V188H28ZM46 187H48V188H45ZM19 188V189H18ZM30 188H32V190L30 189ZM176 188H177V190H176ZM33 189H34V192L32 193V191H33ZM225 189H228L227 190V192L225 191ZM13 190V191H12ZM14 190H16L15 192H14ZM41 189L39 190V191H42ZM47 190V191H46ZM124 190V191H123ZM11 191H12V193H11ZM18 191H20V192H18ZM38 191V190H37ZM38 191V192H39ZM45 191L47 192V193H45ZM54 191H55V188H54ZM176 191V192H175ZM37 192V193H38ZM197 192V190L194 192V193H196ZM201 192V191H200ZM23 193V194H22ZM37 193H36V195H37ZM41 192H39V194H40ZM42 193V194H43ZM12 194H15V198H13L12 196H14V195H12ZM34 194V195H33ZM173 194V195H172ZM32 195L34 196V199H32ZM43 195V196H44ZM172 195V199L170 200V201H168V200H165V199H167V197L168 196H171ZM186 195H191L190 193H186ZM44 196V197H45ZM13 199H12V198ZM16 197H17V199H16ZM22 197V199H20ZM146 197H148V198H152V203H151V201H149V199L148 198H146ZM42 199H43V197H41ZM15 199V200H14ZM42 199H40V200H42ZM46 199H48V197L46 198ZM48 199V200H49ZM12 200H14V202L12 201ZM33 200H35L34 201V203H33ZM48 200H47V202H48ZM12 201V202H11ZM16 201H18V202H16ZM21 201V202H20ZM44 200H42V202H43ZM51 201V200H50ZM33 203V205H32V203ZM13 203V204H12ZM18 203V204H17ZM24 203V204H23ZM39 203H41L40 201H39ZM16 206H15V205ZM40 205V204H39ZM35 206V205H34ZM11 207V208H10ZM21 207V208H20ZM29 207H32V208H29ZM9 210L8 212H6V210L7 209ZM24 208V209H23ZM26 208H28V210H32V212H31V210L28 212L27 211V209ZM38 208V207H37ZM11 209H13V210H11ZM14 209L16 210V212H14ZM20 209H22V210H20ZM34 209V210H33ZM11 210V211H10ZM19 210V211H18ZM26 210V211H25ZM34 211V212H33ZM18 212H19V214H21V215H19L18 214ZM109 212V213H108ZM14 213L16 214L15 216L16 217H14ZM118 214L121 216V214H122V220L119 222V220H117V218L119 217L118 216ZM37 216V215H36ZM14 218H15V220H14ZM16 218H18V220L16 221ZM21 218V217H20ZM105 219H106V222H105V226L103 225V222L105 221ZM226 219L227 220H229L227 217H226ZM14 220V221H13ZM24 220V219H23ZM231 220V219H230ZM16 222V223H15ZM21 222H23L22 220H21ZM20 223V222H19ZM141 223V224H140ZM2 224V225H1ZM14 224L17 226V228L19 227L18 225H21L20 226V228H18L19 230V232L18 233H15V232H13V230L15 229H17L16 227H14ZM138 224H140V225H138ZM235 225H237V224H235ZM14 230V231H15ZM142 232V233H141ZM14 235L16 236V237H14ZM146 235V236H145ZM18 236V237H17ZM15 238V239H12V238ZM142 237V238H143ZM17 238V239H16ZM11 240V241H10ZM14 240H16V241H14ZM21 240H22V238H21ZM151 240V241H150ZM130 241V240H129ZM148 241H150V242H148ZM7 242H9L8 244H9V246H11V247H9L8 246V244H7ZM16 242H17V244H16ZM10 243H11V245H10ZM262 243V237H261V235L259 234V232L257 231V230H254V229H250L248 232H247V234H246V236L244 237V238H242L240 241H239V244H240V246H238V248H240V249H245L246 251H252L253 249H255V248H259V246H261L260 244ZM7 244V245H6ZM213 244L215 245V246H217V244H220V242H218V241H214L213 242ZM13 245V246H12ZM8 246V247H7ZM13 247L15 248V250L16 251H14V250H12L13 249ZM43 247V246H42ZM7 249H9V251L7 250ZM228 250H229V248L227 247V246H225L224 247V251L225 252H228ZM19 251H20V249H19ZM8 252H12V254H9ZM16 252V253H15ZM9 254V255H8ZM13 255H12V257H13ZM210 256V251L208 250V251H205V252H202V254H201V256H199V257H197V256H195V254L194 253H192V252H189L188 254H187V257H186V259H185V263L186 264H200V260L202 259V258H204V261H205V264H231V263H233V264H235L236 262H234V261H237L238 259H235L234 261L233 260H224V259H221V261H218V262H212V261H208L209 259H208V257ZM9 257V258H8ZM112 257V258H111ZM150 256H148V257H146V258H149ZM149 259H152V254H151V257L149 258ZM5 260V261H4ZM6 261H8V262H6ZM16 264H21L20 263V261H19V263H17L16 262ZM100 264H102V261L100 262ZM238 264H264V258L262 259V260H254L253 261V259L251 258V259H249V260H242V261H240Z\"/></svg>",
    "mask_w": 264,
    "mask_h": 264
}]
</instances>
